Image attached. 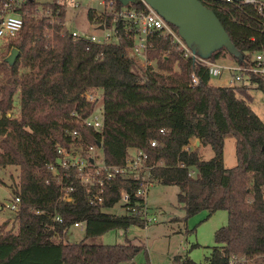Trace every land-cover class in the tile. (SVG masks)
Instances as JSON below:
<instances>
[{
	"label": "trees",
	"instance_id": "1",
	"mask_svg": "<svg viewBox=\"0 0 264 264\" xmlns=\"http://www.w3.org/2000/svg\"><path fill=\"white\" fill-rule=\"evenodd\" d=\"M198 1L212 11L242 58L237 61L221 48L206 61L228 56L236 65L247 66L254 52L264 51V19L255 4ZM26 5L30 10L36 7L32 0ZM46 7L52 15L57 11L54 22L25 17L0 53V169L17 168L15 196L20 201L16 231L0 228V264H130L142 249L128 240L112 245L96 242L110 230L144 228L141 216L129 211L130 204L142 202L134 197L132 177L105 182L100 205L88 204L76 182L69 200H57L47 165L55 158L56 147L70 142L64 130L74 129L83 136L84 146L101 141L100 153L108 166L123 165L129 149L145 152L154 165L152 181L177 187L181 221L199 211H224L225 225L212 234L210 264H226L231 254L264 264V123L249 107V90L264 93L263 76L250 73L247 83L232 88L212 86L206 67L182 58L171 38L162 34L151 35L147 49L157 71H144L129 56L130 41L124 36L118 43L87 51L83 41H72L63 30V8L53 2L42 5ZM86 19H92L89 10ZM11 49L17 54L9 66L4 59ZM192 73L195 85L189 84ZM95 90L103 122L97 136L79 127L93 109L84 94ZM15 97L18 114L12 117ZM226 137L234 139L231 168L222 163ZM151 140L155 147H149ZM192 140L209 147L212 156L202 159L197 149L184 151ZM188 170L192 176H187ZM63 183L67 186L69 179ZM122 189L130 198L122 206L124 213L103 212L118 203ZM75 221L84 222L83 236L77 242L65 241ZM173 263L193 264L179 257Z\"/></svg>",
	"mask_w": 264,
	"mask_h": 264
},
{
	"label": "built area",
	"instance_id": "2",
	"mask_svg": "<svg viewBox=\"0 0 264 264\" xmlns=\"http://www.w3.org/2000/svg\"><path fill=\"white\" fill-rule=\"evenodd\" d=\"M90 2L86 11H90L94 31L91 33L80 32L79 30H69L62 22L63 30L69 33L72 41H83L85 50L90 47L101 48L109 44L118 43L120 36H124L130 41L128 53L144 71H157L155 63L147 58V49L149 39L153 34L168 35L171 43L176 45L177 50L181 52L184 59L191 58L206 67L207 75L210 78H220L222 73H226L223 81L224 87L232 88L237 85L247 83L250 73L261 75L264 78V51H256L251 55L249 64L240 66L236 65L232 69L221 67L215 63H210L193 55L186 47L179 36L174 34L169 27L152 9L144 2L138 0L139 6L130 4L122 6L116 0H53L57 8L69 7L74 11L82 8L84 2ZM232 2L231 0H223ZM241 4H255L257 13L264 19V6L256 0L238 1ZM49 7L37 9H27L26 0H0V41H7L19 32L23 25L25 17L49 19L54 22ZM197 83L194 74L189 75V84ZM84 100L93 103V109L84 118L80 120L81 130H91L96 136L102 131V107L97 95L92 93L84 94ZM74 114H72L73 116ZM70 138L67 146L58 145L55 149V158L47 165L50 174V180L53 181L58 190L57 200L67 201L70 199V193L73 191L72 183L76 182L81 188V193L85 201L90 205H100L104 194V183L113 180L115 177L130 176L135 181L136 188L134 197H139L142 202L130 204V213H135L148 223L146 217L145 197L148 189L152 187L153 181L150 177V170L154 167L148 163V155L145 152L134 150L127 152V158L123 165L108 166L104 163L100 153L101 141L96 139L93 143L84 146V139L80 131L64 130ZM159 133H163L159 130ZM197 140L190 141L183 150L186 152L193 151L197 147ZM155 141H149V147H155ZM191 170L187 171V176H192ZM69 179L67 186L63 183ZM46 182H48L46 180ZM119 202L121 205L129 204V195L124 190L119 191ZM20 201L17 196L2 203L1 209H4L15 216L19 210ZM57 222H61L56 217ZM84 222H72L68 228L78 231H84ZM68 232V231H67ZM67 235V234H66ZM176 264V263H173ZM226 264H257L254 259L243 254H231L227 257Z\"/></svg>",
	"mask_w": 264,
	"mask_h": 264
},
{
	"label": "rangeland",
	"instance_id": "3",
	"mask_svg": "<svg viewBox=\"0 0 264 264\" xmlns=\"http://www.w3.org/2000/svg\"><path fill=\"white\" fill-rule=\"evenodd\" d=\"M37 9L42 5L52 3L53 0H32ZM90 2H84L82 8L74 11L69 7L63 9V23L69 30H79L84 33L94 31L93 23L86 19V8ZM6 41H0V53L4 51ZM225 60L219 59L214 63L228 68L234 61L224 56ZM226 73H222L220 78H210L212 85L224 83ZM254 86H252L253 88ZM99 91L92 94L98 95ZM251 101L250 109L264 123V93L261 90H249ZM18 114V100L14 98L12 117ZM202 159L212 156L209 147L200 148L197 151ZM222 163L225 168L235 165L234 139L226 137L223 141ZM18 183V170L15 167H5L0 169V207L2 203L15 196ZM177 187L163 186L153 182L145 197L146 217L149 220L146 227L141 229L135 226L128 227L125 231L114 229L105 232L96 242L112 245L122 244L128 240L132 244L141 245L142 249L136 253L130 264H172L174 257L187 258L193 264H210L209 253L214 246L212 240L213 232L225 225L226 213L215 211L208 214L206 211H199L186 218L184 221L183 211L176 201ZM124 209V208H123ZM121 203L118 201L111 209L103 212L113 215L124 213ZM0 228L2 231L15 232L17 223L15 215L0 208ZM83 236L81 231L68 228L65 241L77 242Z\"/></svg>",
	"mask_w": 264,
	"mask_h": 264
},
{
	"label": "water",
	"instance_id": "4",
	"mask_svg": "<svg viewBox=\"0 0 264 264\" xmlns=\"http://www.w3.org/2000/svg\"><path fill=\"white\" fill-rule=\"evenodd\" d=\"M122 6L138 0H116ZM152 9L165 23L174 27L179 38L193 55L208 59L210 55L224 48L225 51L240 61L241 54L230 42L227 34L215 15L198 0H140ZM234 2L242 0H231ZM264 3V0H256ZM17 50L11 49L4 59L12 65Z\"/></svg>",
	"mask_w": 264,
	"mask_h": 264
},
{
	"label": "crops",
	"instance_id": "5",
	"mask_svg": "<svg viewBox=\"0 0 264 264\" xmlns=\"http://www.w3.org/2000/svg\"><path fill=\"white\" fill-rule=\"evenodd\" d=\"M222 60H225V58H222ZM236 66V64L235 63H231V66H228V68H230V69H232L233 67H235ZM210 85H212L211 84V82H210V80H209V82H208ZM212 86H214V85H212ZM216 86H218V87H224V85H223V83L221 84V83H218ZM195 145H196V149H197V151H199V149L200 148H204V147H199V144H197V143H195ZM129 152H131V151H133V149H129L128 150ZM145 205H146V202H145ZM146 227V225L144 226V228ZM143 229V228H142ZM177 257V256H176ZM180 258V257H179Z\"/></svg>",
	"mask_w": 264,
	"mask_h": 264
}]
</instances>
